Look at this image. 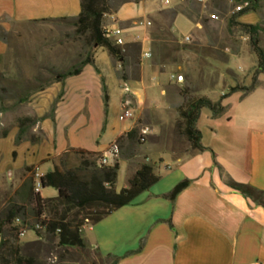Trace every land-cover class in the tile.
Returning a JSON list of instances; mask_svg holds the SVG:
<instances>
[{
	"label": "crops",
	"instance_id": "obj_1",
	"mask_svg": "<svg viewBox=\"0 0 264 264\" xmlns=\"http://www.w3.org/2000/svg\"><path fill=\"white\" fill-rule=\"evenodd\" d=\"M154 3L156 6L150 16L152 18L161 11L160 5L156 1ZM162 4V10L171 9L164 6V1ZM80 13L81 0H0V29L9 31L13 25L76 20ZM249 14L255 15L254 21L246 18ZM249 14L241 17L239 22L260 25L263 30L261 45L264 48V0H261L257 13ZM181 16L185 17H178ZM148 21L151 22L150 19ZM151 27L148 28L147 36L149 50L143 52L139 42L130 45L135 46L138 56L135 62L125 66L127 78L121 80L117 77L122 64L116 63L103 48L94 57L95 68L100 72L99 78L104 79L109 92V103L112 99L109 82L123 83L131 91L138 116L144 112L166 111L173 104L169 93L181 86L170 80L175 70L173 67L158 66L151 57H145L146 53L151 54ZM7 52L8 45L0 38V75L6 71ZM143 58L152 61L151 67L143 65ZM67 85L68 80L64 83V96L56 107L54 121L50 117L51 109L63 89L61 83H53L29 98L40 120L31 132L36 134L39 131L44 135L41 143L32 144L31 137L24 138L16 145L19 133L17 126L0 137V210L10 205L23 207L24 211L32 210L27 197L35 194V186L31 184L32 181H28L29 175L44 177L53 172L58 167L57 159L70 150L109 155L111 146L134 128V125L119 128L107 124L104 130L111 138L107 144H100L97 138L91 139L92 132L89 130L88 141L80 140L78 144L66 142L59 149V111L69 98V93L65 91ZM53 88L55 91L51 96ZM124 96L123 89L120 107L122 110L124 107V112H132V101L123 103ZM77 99L80 100V94ZM230 99L223 102L226 112L220 118L213 119L211 115L207 143L205 135L201 133V143L206 149L204 152L177 158L167 152L171 161L160 158L161 162L155 169L160 177L156 185L98 224L84 228L85 250L97 264H113L114 261L116 264H264V209L227 187L221 172L237 183L264 193V82L244 99L239 98L234 104H228ZM43 118L46 119L41 121ZM115 156L109 155L107 158L109 166ZM214 161L221 170L215 167ZM118 163L120 169L116 191L120 192L128 187L139 165L137 159ZM122 173L124 184L118 188ZM187 180L191 181L190 186L175 201L166 198ZM38 196L43 200L54 199L58 197V192L53 188H45L40 190ZM39 241L36 239L33 243Z\"/></svg>",
	"mask_w": 264,
	"mask_h": 264
},
{
	"label": "rangeland",
	"instance_id": "obj_2",
	"mask_svg": "<svg viewBox=\"0 0 264 264\" xmlns=\"http://www.w3.org/2000/svg\"><path fill=\"white\" fill-rule=\"evenodd\" d=\"M136 1L112 0L108 3L109 17H104L103 20L104 30L114 26L123 31L124 46L120 47L123 49L126 63L117 77L121 80L127 78L125 66L136 61L138 51L135 46H130L131 44L139 42L143 52L150 49L147 42L149 27L146 23L149 19L156 21V25L149 29L150 38L151 35L156 38L154 42L151 41V59L158 66L173 67L175 70L172 74L184 77V82L178 90L169 93L173 104L166 108V111L144 112L138 116L133 96L125 95L122 102L127 99L132 101L135 118L121 122L120 100L125 86L123 83L110 81L108 86L112 96L111 104L109 103L111 107L105 117L102 82L96 69L90 66L84 69L81 77L67 79L65 91L69 93V98L59 111L58 147L61 149L66 142L78 144L80 140L88 141L89 130L92 132L91 139L97 138L100 144H107L111 140L110 135L103 130L107 124H114L119 128L134 125L133 129L139 131V137L136 141L125 139L120 146L115 143L111 146L116 147L118 152L111 166L115 161L131 162L137 159L138 170L142 165H150L155 170L161 162L160 158L171 161L168 153L177 158L188 157L196 152L182 134L181 110L186 109L189 102L199 98L217 102L223 93L229 92L231 86H250L256 57L250 52L247 38L229 33L228 21L233 15L235 5L227 0H209L206 4H201L198 0H170L171 9L168 10H162L164 0H140L139 3L146 2L144 5H136L139 4ZM154 1L160 5L161 11L152 18L150 16L156 6ZM173 11H181L186 17L181 16L176 20V43H172L167 34ZM212 16H216L218 20H212ZM246 18L254 21L255 15L249 14ZM75 23L76 20L42 21L29 25H13L9 31L0 29V38L8 45L6 71L0 75V137L13 127H18V120L30 119L35 125H27L24 138H40L39 131L36 134L31 132L40 120L37 119L29 98L53 85L58 74L72 71L87 58L94 62L95 54L101 48L91 45L87 36L79 35ZM140 23H145V26H140ZM188 36L190 41L186 42ZM113 60L120 62L114 58ZM152 61L143 58V65L151 67ZM259 81L264 82V76H260ZM54 89L50 91L51 96L54 95ZM79 94L80 100L77 99ZM241 96V93L232 95L228 104H234ZM210 128L211 112L204 109L197 129L205 135V143L209 140ZM85 133L88 134L84 136ZM141 136L144 141L140 140ZM104 156L109 158V155ZM102 157H95L92 161L100 167ZM57 163L62 171H79L82 179H88L90 176V170L82 165L81 158L71 152L59 157ZM28 179L35 182L34 174L29 175ZM123 182L124 173L121 174L118 188L123 186ZM12 206L0 210V215ZM18 219L22 222L20 229L26 230L25 238L19 236L20 258L32 259L33 264H97L85 249L79 253L72 248H61L58 246L57 234H49L45 229L36 230L35 226L39 220L32 210L22 212ZM87 226L90 224L82 227V234ZM36 239L40 241L33 243ZM2 255L4 260L0 261V264H16V258L7 255V249H3Z\"/></svg>",
	"mask_w": 264,
	"mask_h": 264
},
{
	"label": "trees",
	"instance_id": "obj_3",
	"mask_svg": "<svg viewBox=\"0 0 264 264\" xmlns=\"http://www.w3.org/2000/svg\"><path fill=\"white\" fill-rule=\"evenodd\" d=\"M139 1L137 0L136 2L139 3ZM227 1H233L237 6L248 4L247 8L240 13L233 14L229 19L228 31L232 35L240 34L248 39L250 52L256 57V66L250 86L236 85L230 88L229 92L223 95L217 102H212L207 98H199L189 102L186 109L181 110L180 116L183 120L182 134L186 137L192 150L196 152H204L206 150L201 143V132L197 129L202 111L207 109L211 112L213 119L220 118L226 112V108L223 106V102L226 99L237 93L242 94L241 100L249 96L260 87L261 82L259 78L260 76H264V48L261 45L260 38L263 30L260 25H246L239 22L241 17L249 13H257L260 9L261 0ZM109 11L110 8L106 0H81V13L75 23L76 32L79 35L87 36L88 42L91 45L105 49L109 56L120 61L123 66V49L112 40L106 38V33L103 28L104 17ZM179 15L185 16L181 11H173L170 15L167 34L172 43H176L174 40L173 26ZM151 22L154 26L156 25V21ZM150 39L152 42L156 40L154 35H151ZM87 66H93L95 68V63L87 58L77 68L64 74H58L54 78L53 83H61L63 89L51 109L50 117L53 121L56 107L64 96L65 81L69 78L80 76ZM96 72L100 75L98 69H96ZM101 82L104 94L105 117H107L109 112V96L103 78ZM45 119L43 118L41 121ZM28 124L35 125L30 119L18 120L19 133L15 141L16 145H19L23 141L26 133L25 128ZM138 137L139 131L135 128L120 137L115 144L120 146L125 139L136 141ZM43 140L44 135L41 134L40 138L32 137L31 143L39 144ZM140 140L143 141L142 136ZM70 152L79 156L82 160V165L88 167V170H90L89 178L82 179L78 174L79 171L76 170L62 171L59 167H55L53 172L41 178V188H53L57 190L58 197L43 200L36 194H29L27 202L32 207V211L37 220L43 213L47 215L48 221L42 223V225L45 227L47 233L58 235L59 247L72 248L81 253L86 248L81 230L85 224L96 225L117 210L128 206L141 194L156 185L160 177L155 173L152 166L142 165L129 181L128 187L117 192L116 184L120 169L117 161L110 167H98L92 160L95 157H99V155L82 150H70L61 156H65ZM85 157H89L90 159H86ZM214 163L215 167L220 169L215 161ZM221 172L227 187L239 193L245 199H250L256 206L264 209V193L257 191L249 185L237 183L225 175L223 171ZM31 184L34 185V181ZM190 184L191 181L188 180L182 182L166 198L170 201H175L177 196L185 191ZM23 209V207H12L0 216V261L4 260V256L2 255L3 249H7V255L15 257L16 264H33L32 259H23L18 256L20 228L16 227L14 222L24 212ZM36 234L39 236L38 232ZM8 237L10 239H7ZM113 264H116V261Z\"/></svg>",
	"mask_w": 264,
	"mask_h": 264
},
{
	"label": "built area",
	"instance_id": "obj_4",
	"mask_svg": "<svg viewBox=\"0 0 264 264\" xmlns=\"http://www.w3.org/2000/svg\"><path fill=\"white\" fill-rule=\"evenodd\" d=\"M112 0H106V2H111ZM199 3L201 4H206L207 2H209V0H198ZM230 4L232 5H235L233 1H228ZM164 6L165 7H170L171 6V1L170 0H164ZM248 7V4H244V5H235L234 7V12L233 14H236V13H240L242 10H244L245 8ZM109 16L105 15V18H107ZM212 20H218V18L216 16H212L211 17ZM115 23V21H114ZM146 25L148 27H151L152 26V23L150 21H147ZM140 26H145V23H140ZM105 33H106V38L112 40L115 42L116 45L118 46H124V41L122 39V34H123V31L117 27H107L105 28ZM186 42H189L190 41V38L189 37H186L185 39ZM145 57L146 58H150L151 57V54L150 53H146L145 54ZM170 80L177 83V84H182L184 82V77L183 76H180V75H171L170 76ZM124 92H125V95H130L131 94V91L128 89V88H125L124 89ZM125 101H131L129 99L125 100ZM135 118V111L133 110L132 112H124V107H123V110H122V114L120 115L119 119L121 122H126V121H129V120H134ZM144 141V139H143ZM117 152V148L116 147H112L109 151V155L110 156H115ZM108 155V154H107ZM100 166H108V159H107V156H103L101 159H100V163H99ZM41 176L36 174L35 175V182H34V186H35V194L38 195L40 190L42 189L41 188ZM39 222L37 223V225L35 226L36 230H42V229H45V227L42 225V223H45L48 221V217L45 213H43L42 215H40L39 217ZM14 225L16 227H21L22 226V222L20 219H16L15 222H14ZM26 234V230L25 229H20V232H19V236L21 238H23Z\"/></svg>",
	"mask_w": 264,
	"mask_h": 264
},
{
	"label": "bare ground",
	"instance_id": "obj_5",
	"mask_svg": "<svg viewBox=\"0 0 264 264\" xmlns=\"http://www.w3.org/2000/svg\"><path fill=\"white\" fill-rule=\"evenodd\" d=\"M126 112H131V111H126Z\"/></svg>",
	"mask_w": 264,
	"mask_h": 264
}]
</instances>
